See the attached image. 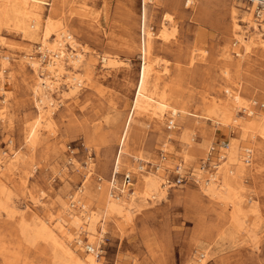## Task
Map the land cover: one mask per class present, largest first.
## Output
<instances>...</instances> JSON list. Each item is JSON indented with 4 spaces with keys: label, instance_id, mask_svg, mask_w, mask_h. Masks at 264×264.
<instances>
[{
    "label": "rangeland",
    "instance_id": "obj_1",
    "mask_svg": "<svg viewBox=\"0 0 264 264\" xmlns=\"http://www.w3.org/2000/svg\"><path fill=\"white\" fill-rule=\"evenodd\" d=\"M55 1L53 6L54 0H39L42 23L51 8L54 9L55 19H62L77 43L74 49L66 42L67 54L83 49L85 61L95 58L92 81L84 73L89 64L78 68L89 84L78 88L75 94H68L64 101L59 94H54L60 101L53 112L55 131L52 133L43 127L40 142L30 147L26 142L27 127L38 112L33 92L35 73L29 64L21 65V62L25 53L42 57L38 47L43 26L34 38L12 27H1L0 69L6 56L5 66H9L13 75L7 71L5 81L1 82L0 78V105H7L6 118H0V157L8 159L15 151L21 156L7 177L13 202L28 203L34 208L25 211L30 222L33 210H37L42 217L52 212L50 220L56 223V216L62 212L60 204L73 200V193L83 185L89 169L91 176L83 193L85 196L98 191L103 178L110 176L119 150V136L133 108L137 83L147 63L140 42L146 24L156 32L152 51L156 70L152 83L167 91L174 98V104L179 98L186 102L187 114L182 117L167 111L159 128L158 124L135 112L131 129L135 134L129 137L132 151L126 155L132 166L123 163L121 171L134 169L135 155L161 162L165 142L169 143L164 152L169 168L160 171L173 177L176 166L184 163V173L191 174L184 183L169 187L166 198L140 202L142 206L136 208L130 221L107 218L104 224L99 222L100 232L94 244L101 250L98 264H264V138L258 136L256 143L246 141L237 125L230 124L209 108L214 101L232 102L239 93L248 102L258 100L255 105L259 111L249 116L233 101L238 118L247 114L257 122V115L264 110V19L258 18L255 9L252 10V15L259 20L262 39L249 51L236 34L244 32L247 38L256 34V29L246 19L254 2L195 0L187 4L186 0H157L147 2L144 14L141 0ZM233 9L236 12L233 13ZM233 14L241 26L238 32L233 28ZM162 22L172 25L168 39L160 35ZM104 54L112 55L116 64L104 65ZM230 57L231 61H241V70L230 72L231 78L224 72ZM48 58L45 54L43 64ZM65 60L71 65L69 55ZM70 65L68 70L74 71ZM67 75V71L61 75L62 85ZM135 135L140 136L142 143L134 142ZM233 141L253 144L254 149V159L247 161L248 169L239 188L250 205H257L256 211L245 206L244 215L240 216L243 225L249 224V231L240 223L232 222L230 206L208 195L196 174L199 167L206 170L204 174L216 171L213 164L220 162L224 142ZM186 151L188 156L183 159ZM0 199L5 196L0 195ZM76 203L72 208L82 209L81 203ZM98 206V199L89 204L92 210H97ZM18 215L14 218L4 212L0 215V264H57L49 243L25 241ZM78 235L88 252L86 245L90 241L86 230H80ZM203 257L202 263L200 258Z\"/></svg>",
    "mask_w": 264,
    "mask_h": 264
},
{
    "label": "bare ground",
    "instance_id": "obj_2",
    "mask_svg": "<svg viewBox=\"0 0 264 264\" xmlns=\"http://www.w3.org/2000/svg\"><path fill=\"white\" fill-rule=\"evenodd\" d=\"M144 1L145 4L144 6H142V10L145 14L147 12V2H156L157 0ZM171 1L174 2V0ZM259 1L264 4V0H254V4L250 7L251 12H249V14L246 16L248 22L252 23V25L256 29L255 35H250L247 38L244 32H238L241 30V26L236 19V14H233L232 18L234 31L238 32L236 33L238 35V40L241 41L243 45H245V48L248 51L252 48L253 44L260 42V40L262 39L261 28L258 26L259 20L257 17H254L252 15V10L257 9V2ZM194 2L195 0H186L187 4H193ZM55 3L57 2L54 0L53 6ZM38 4L39 0H0V29L2 26L12 27L14 29L21 30L25 35L34 38L35 35L38 34V30L43 26L40 45L38 47L43 53L42 57L40 58L33 56L32 54L25 53L21 62V65L25 63L29 64V66L35 73L33 78V92L37 97L38 112L37 116L34 119V122L29 125V127H27L26 135V142L32 148L36 147V145L40 142L39 139L42 134L43 127L50 129L52 133L55 131L53 129L54 126L52 123L53 112L60 104V101L55 99L54 94H59L61 101H64L65 97L68 94H75L78 88H80L84 84H89V81H87L84 76L85 74H88V80L90 79V81H92L91 74L94 70L93 65L95 60V58H92L85 61V53L83 49H76V54H67L65 49L66 42H69L74 49L76 48L77 43L75 44L76 40L74 36H72L71 32L67 29L62 19H55L52 13L54 9L52 8L51 13L47 16L43 24V10ZM234 12H236V10L233 9V13ZM169 24L171 25V23ZM170 25L162 22V25L160 27V35L164 39H168V37L170 36V33L168 32ZM142 30L143 35L140 42L143 46L147 63H145L146 66L142 72L141 78L137 83V92L135 93V97L133 99V108L128 114L123 132L119 136L118 144L121 146V151L116 155L114 162L117 170L122 168L123 163L127 164L130 167L132 166L130 162L128 163L129 158H127L126 155L130 154L132 151L129 144V137L131 133L134 132V130L131 129L132 119L135 112L146 116L148 119H150L151 122H155L156 124H158L159 128L161 127L160 124L165 120L164 117L167 111H170L172 115H180L182 117L187 114V107L185 105L186 102L184 104V101L182 102V99L179 98L175 101L176 104H174V98H172V96L168 94L167 91L161 90L157 83H152L153 71L156 70V60L152 56L153 41L156 32L152 29L151 26L147 27L146 24L144 25ZM235 50L238 55L241 54L238 48H236ZM224 52L226 54H229L227 53L228 49H225ZM45 54H48L49 58L47 63L43 64L42 58ZM66 55H69V60L70 62H72L71 65L70 63H68L69 61L65 60ZM5 58L6 61H2L3 66L1 65L2 67L0 69L1 82L5 81L6 79V76L4 74L5 72L9 71V75H13V72L10 71L11 69L9 68V66H5V64H7L8 57L5 56ZM227 59L229 61L228 66L230 67L226 66L224 72L229 78H231L232 74H230V72L233 71L238 73L241 70V61H231V57ZM115 60L116 59L112 55L104 54L102 56L104 65H107L109 67L116 64ZM87 64H89V67L87 71H84L85 74H82L78 71V68H80L82 65ZM69 65L72 66L74 71L68 70L67 67H69ZM66 71L68 74L67 81L65 85H62L61 75ZM63 86L65 88H68V90L70 91H66ZM2 89H4V85L2 86ZM236 90L239 91V89ZM234 96L235 97L233 101L238 104V109L241 108L246 110V113L249 116L258 113V106L255 105L258 100L253 99L249 101V103L246 98L241 96L239 93L235 94ZM233 101L228 103H218L214 101L213 104L209 106L210 111L212 113H217L219 116H223L227 120V122H230V124L237 125L241 129L242 137H245L244 139H247L246 141L251 142L252 140L253 143H256L255 140L258 136L264 138V110L261 113L259 112L260 114L257 115V122L255 119L248 117L247 114L246 116H244V118L240 119L236 116L237 111L233 107ZM6 106L7 105L5 103L0 105L1 119L6 118ZM135 137L136 138L133 139L135 143H142V139L140 138V136L135 135ZM233 139L235 138L233 137ZM239 143L233 141L231 143H226L227 146H223L224 148L221 149V153L219 155L220 162L217 161L215 163L217 164L216 171L209 173L206 172V174H204L206 170H204L202 167H199V171L196 172V174L197 178L200 181L202 189L208 195L219 198L223 200L226 205L230 206V219H232V222L234 224L240 223L242 227H244V229L249 231V224L243 225V219L241 220L240 216L241 214L244 215L243 209L245 206H250V209L253 208V211H256L257 205H250V203L247 202L246 198H244V195L240 194L239 188L243 183L244 174L248 169L247 160L249 159V162H251L254 159V149L252 148L253 144L249 145L245 144V142L243 145ZM167 144L169 143H163V150L165 152V147L167 146ZM187 152L188 151H186V155L183 159H186V156H188ZM163 155H161V162H153V164H155L156 166V168L153 167V170L147 169V165L143 162L150 161L143 160L140 155L134 156V159L138 160L134 164V169L128 168V170H124H134V176L138 181L136 185L135 183H133V185L131 186L132 190H129V188L127 187L128 185H126L124 189H120L117 184L114 185L115 187L113 189L111 176H109L107 179L103 178L104 182H102V184L98 186V191L85 196L86 194L83 195V193H86L85 191L87 189V182L89 180V177L91 176V169H89L87 172V178H85L83 185L80 186L79 189H76L73 193V200L69 201L68 203L63 201L62 204H60L62 206V212H60L59 215L56 216V223H54L55 221L52 222L50 220L53 217V213L51 211L48 217H42L37 213V210H33V221L30 222L25 211H27L28 208H34H32L28 203L22 205L17 202H13L11 193L9 192L7 177L9 170H12V168L17 163H19V159H21V156L18 155V153L15 151L14 154L8 159H3L0 157V195L5 196V199H0V215L4 212V214L8 217L14 218L16 215H18V213H20L18 216L19 218H21L20 225L22 232L21 235H23L22 237L29 244H33L38 240L49 243L53 250L52 255L54 257V261H56L57 264H98V252H100L101 250L96 249L94 244L96 243V238L98 237L97 234L100 232L98 230L99 222L103 221L102 223L104 224L107 218H122L123 220L130 221L132 218H134L133 215L135 211L137 209H140V206H142L140 202H144L148 199H153L154 201L155 199L160 200L166 198L170 186L166 180L167 172H161L160 170H167L169 167L167 168L166 166V164L168 163V161H166L167 154L163 153ZM180 165L182 170H184V163H181ZM82 199L85 200V202ZM95 199L99 200V206L97 210H92L89 208V204L94 202ZM139 199L140 201L138 202ZM75 201L81 203L82 209L72 208V204ZM33 206L35 205L33 204ZM82 229H85L86 233L88 234L90 243L86 246L87 248H91V251L86 252L84 250V241L81 235H78V233H80V230ZM103 229L101 231L102 233L104 232ZM74 239L76 243L73 242ZM98 246L100 245L98 244ZM203 256L206 257L205 254ZM204 257L200 258V261L202 263L205 260Z\"/></svg>",
    "mask_w": 264,
    "mask_h": 264
},
{
    "label": "built area",
    "instance_id": "obj_3",
    "mask_svg": "<svg viewBox=\"0 0 264 264\" xmlns=\"http://www.w3.org/2000/svg\"><path fill=\"white\" fill-rule=\"evenodd\" d=\"M254 2V0H251ZM152 2V1H150ZM145 1L141 0V6H144ZM150 4V3H148ZM255 15L259 18L261 17L262 19H264V4L262 2H257V9L255 10ZM143 60V59H142ZM169 127L171 128V124L169 125ZM227 146L226 143L224 142V147ZM165 151L162 150V155ZM164 157V155H163ZM143 161V160H142ZM249 163V159L247 160ZM146 165H147V169L149 170H153L156 166L153 165L152 162H147V161H143ZM143 163V164H144ZM145 165V166H146ZM214 165V164H213ZM116 166V165H115ZM216 168H217V164H215ZM142 169V168H140ZM189 173H184V170H182L181 165H177L176 169H175V173L173 177H170L169 174H167V182L169 184V186H174V185H178L181 183H184L186 180H188L189 177ZM99 180H101V178L99 177ZM111 181H112V185H113V189H114V185L117 184L119 186V188L124 189V187L126 185H128L127 187L129 188V190H132V185L133 183H135V176L133 171H121V169H118L116 167H114L113 172L111 174ZM76 201L72 204L75 205ZM94 248V247H93ZM89 251H91V248H88Z\"/></svg>",
    "mask_w": 264,
    "mask_h": 264
},
{
    "label": "crops",
    "instance_id": "obj_4",
    "mask_svg": "<svg viewBox=\"0 0 264 264\" xmlns=\"http://www.w3.org/2000/svg\"><path fill=\"white\" fill-rule=\"evenodd\" d=\"M121 151V146L119 145V150H118V153L117 154H119V152ZM161 155H162V153H161ZM160 155V156H161ZM143 159V158H142ZM161 159H162V156H161ZM135 160V162L136 161H138L137 159H134ZM143 160H148V161H150V162H154L152 159H148V158H144ZM115 162V161H114ZM154 166H155V164H153ZM114 167H115V163L113 164V168H112V171H111V174H112V172H113V169H114ZM124 170H128V168H125ZM111 174H110V176H111ZM135 180H137L136 178H135ZM138 181V180H137Z\"/></svg>",
    "mask_w": 264,
    "mask_h": 264
}]
</instances>
